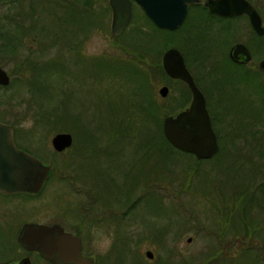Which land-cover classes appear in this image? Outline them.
<instances>
[{"label": "rangeland", "instance_id": "rangeland-1", "mask_svg": "<svg viewBox=\"0 0 264 264\" xmlns=\"http://www.w3.org/2000/svg\"><path fill=\"white\" fill-rule=\"evenodd\" d=\"M251 1L264 15V0ZM85 3L86 0H0V44L5 42L3 34L14 28L16 22L26 30L22 33V29H11L14 37H22L16 55H8L0 49V64L11 76L9 85L0 84V120L17 127L22 144L57 168L36 198L26 194H0V264L17 262L27 255L32 257L33 264H54L19 244L21 227L26 222L60 223L68 230L80 232L81 221L84 222L81 232L84 254L93 256L100 264H138V260L142 264H202L207 256L222 247L226 248V255L219 258L223 260L221 264H243V254L253 258V264H264V258L256 260L258 252L239 239L246 231L241 229L242 234H239L224 222L229 219L226 208L230 202H223V196L228 194L233 204V191L252 177L253 169L249 165L235 167L228 157L219 161L212 157L200 163L197 171L185 170L194 159L181 153L167 158V148L150 139L156 132L153 122L141 124V116L137 114L126 118L124 115L134 110L137 101L132 95L134 82L127 78L125 70L120 68L114 75L98 59L129 60L124 44L132 35L131 30L135 26L149 28V24L140 8L134 5L135 18L121 35L114 36L109 0H93L90 8ZM66 7L71 11L79 9L81 16H93L95 23L90 29L78 27L71 20L67 23L70 15L66 14ZM8 15L16 22H11ZM63 22L69 28V41L76 35V49L61 48H66L61 46L66 40L61 29ZM56 30L62 32L58 43L53 35ZM247 32V44L255 55L253 63L244 68L243 74L233 72L229 65L218 64L214 73L218 78L216 82L209 73L216 65L213 57L217 59L218 54L225 51L228 54L226 33L205 38L193 35L190 40L185 32L178 34L181 41L186 38L180 50L199 76L198 84L207 96L209 111L216 117L222 132V146H229L230 152L236 149L232 131H237L234 127L239 117L248 106L257 107L262 103L255 84L259 82L264 86V73L259 69V62L264 59V39L259 45L251 27ZM238 39L234 36L233 41ZM194 41L200 47L206 45L204 50H197L202 58L194 53ZM214 45H217L216 50H210ZM204 51L210 54L208 60ZM59 56L61 60H57ZM46 61L49 62L42 69V76L36 79V65L31 69L29 64ZM247 76H252L251 82ZM230 80L234 82L230 84ZM153 82V92L157 93L159 101L165 99L159 93L164 85L170 87L166 98L180 95L182 87L168 84L163 76ZM37 83L44 88L47 97L40 93L42 90ZM36 86L40 88L38 93L34 91ZM139 93L143 95L141 90ZM60 100L63 104L57 109ZM53 112L56 116L65 112L70 119L44 125L47 122L43 119L54 118ZM123 117L124 123H119ZM229 122L233 124L231 129ZM63 126L70 130H62ZM61 132L71 133L74 143L58 152L52 146V139ZM234 141L244 150L245 161L240 160L238 164L255 162L252 165L264 169L263 158L255 156L253 162L249 161L246 140ZM159 151L164 155L157 156ZM82 188L93 190L96 197L89 198L80 190ZM125 194H128L126 198ZM261 209L264 210L263 207L258 210ZM261 214L263 227L264 212ZM262 235L263 238L264 233ZM262 238H253V242H258L255 248L259 251ZM123 240L129 242L132 249L128 244L124 246ZM249 246V252L243 253ZM147 250L154 252L153 259L146 257ZM225 260L228 261L225 263Z\"/></svg>", "mask_w": 264, "mask_h": 264}, {"label": "water", "instance_id": "water-1", "mask_svg": "<svg viewBox=\"0 0 264 264\" xmlns=\"http://www.w3.org/2000/svg\"><path fill=\"white\" fill-rule=\"evenodd\" d=\"M133 1L137 2L148 17L160 28L174 30L179 28L187 15L190 3L197 0H110L113 9L112 33L119 36L133 17ZM211 10L221 15L248 14L255 31L264 35V25L259 11L249 0H208ZM234 59L251 61L252 54L245 44L234 47ZM163 68L168 76L184 81L192 92L188 108L175 115H168L163 121V132L168 141L177 149L191 153L197 159H209L219 151L218 135L214 129L207 101L189 71L185 58L176 47L168 48L162 57ZM264 70V59L259 63ZM11 76L0 65V84L9 85ZM166 98L170 87L164 85L159 91ZM74 137L69 132L57 133L52 139L53 148L62 152L72 146ZM53 165L44 163L34 155L19 149L14 139L11 125L0 122V191L6 194L23 192L39 193ZM191 241V239H189ZM19 244L28 252L36 251L54 264H96L93 256L83 254V240L65 230L60 224L25 223L18 235ZM146 256L153 259L152 250ZM8 264H33L30 255Z\"/></svg>", "mask_w": 264, "mask_h": 264}, {"label": "trees", "instance_id": "trees-1", "mask_svg": "<svg viewBox=\"0 0 264 264\" xmlns=\"http://www.w3.org/2000/svg\"><path fill=\"white\" fill-rule=\"evenodd\" d=\"M85 4L88 6V8H90L93 5V0H86ZM60 5L62 7L65 6L64 4H60ZM32 7L34 9V5H32ZM141 13L147 20L149 24L148 26L149 28H146L145 26H135L131 30L132 35L128 38V41L126 42V44H124L126 51L129 53L130 59L124 60V61L119 57L117 58L102 57L100 59L98 58L97 59L100 60L102 64H104L105 69L111 70V72H113L114 75H117L120 68L125 70L127 78L134 82V89H133L132 95L133 97L137 99V101H136V104L133 105L134 110L128 114H125L124 116L127 118L129 115V118H133L137 114L141 116L140 118L141 124H145L146 122H153L155 124L154 129L156 132H154L153 135L150 136V139L152 141L155 140L156 142L161 144V146H165L167 148L165 150V153H166L165 155H167V158L168 156H172L173 153L188 154L189 156H191V158L194 159L195 162L193 164L187 165L185 167V170L187 168L189 169V171H195L196 169L199 170L197 166L200 163L208 161L210 159L199 160L193 154L185 153L175 148L168 141V139L166 138L163 132L164 118L168 115L176 114L180 110L186 108L192 97V93L188 85L181 80L170 78L165 72L163 68V64H162L163 53L170 47H177L180 49L182 47L181 43L186 41V38L184 39V41H181L179 39L180 36H178L179 33L177 31L160 28L145 13L143 12ZM66 14L70 15L67 23L71 20L70 22L77 24L78 27L90 29L95 23V20H93V16L87 15V14L86 16H81L80 15L81 11L79 9L78 10L74 9L73 11H71L69 8L66 7ZM8 19L11 22H16L15 18L10 17L9 15H8ZM67 23L63 22L62 28H61L64 34L66 35L65 43L62 44L61 46H66V48H63V47L61 48L67 49V50H73L74 48L76 49L78 47V45H76V42H75L76 35H74L70 39L71 41H69V39L67 38L69 34V28L68 26H66ZM14 26H15L14 28H11L12 30L17 28L19 30L22 29V33L26 31L24 29V25L20 24V22H16V25ZM11 29L7 32V34L5 33L3 34L5 38V42L0 44V49L3 52L7 53L8 55L13 56V55H16V52L18 51V49L20 48L22 44V37L20 36L14 37L15 34L12 33ZM60 32L61 30H56L53 34L55 36L54 39L57 43L59 39L61 38ZM256 37L258 39V44L259 45L260 43L262 44L264 37L257 36V35ZM188 40H190V36ZM251 50L253 51L252 48ZM63 52L64 51H62V53ZM78 57L80 58V60H82L81 56H78ZM57 60H61L60 56L59 58H57ZM49 61L41 62L39 64H29L28 63L29 68L31 69H33V67L31 66L36 65V69L38 70V72H36L37 74L36 79L37 78L39 79L42 76V69L45 68V66H47ZM160 76H163L164 78H166L167 83L171 84L172 86H174L173 84L180 85L182 87L179 90L180 95H178L177 97L170 95L168 98H165L159 101V97L156 95L157 93L153 92L154 91L153 81H155L156 78ZM251 77L252 76L248 77L249 82L252 81ZM37 85L41 88L42 92H40V88L37 86L34 88V91L36 93L40 92L44 97H47L46 94L44 93V88H42V86H40L38 83ZM255 85H256L255 91L257 94L261 95L262 103L260 106H257V107H254L253 105L248 106L247 111L239 117L238 125H235L234 127L236 128L237 131H232L233 132V138H232L233 145L236 148L234 151L230 152L229 146L228 148H225V146L224 147L222 146L223 138H222L221 129L218 128V125L216 122L217 119L213 115H212V120H213V126L218 134L219 143L221 141L220 151L214 156V159L219 161L223 157H228V158H231V162L235 167H243L245 165H249L253 169L252 177L247 179L245 184H243L241 188L237 189L236 191H233V193H235L233 204L231 203L228 197V194H227V197L223 196V200H224L223 202H225V200L230 202L229 203L230 206H227L226 208L227 209L226 213H228V215L226 214V217L229 216V219H228V222L226 219H224V222L228 223V225H231V227H234L235 230L239 234H242L241 229L242 231L244 230L246 231V234H243V236L245 237L241 236V238L243 237L245 238V240H243V238L242 239L239 238V239L242 240V242H245L247 246L250 244L251 248L255 249L258 252L256 260H260V258L261 259L264 258L263 256L264 252L262 251L264 249V242H263L264 237L262 238L263 236L262 233H264V226L262 227V222L260 221L261 215H262L261 213H263L264 210L262 209L258 210V209L259 207L264 208V169L261 170L260 165H255V166L252 165L255 162L254 163L244 162L245 161L244 156H243L244 150L240 149L237 146L236 142L234 141L240 138L246 140L248 144L247 147L249 148L248 159L250 162H253V158L255 156H258V158L260 159L261 158L264 159V153H262V150H264V86H261L259 82H257ZM140 90L143 92V95L139 93ZM62 104H63L62 100H60L57 104V107H58L57 109H60ZM54 109L56 110V108ZM137 110L139 111L137 112ZM53 115L55 119L53 117L48 118L49 116H47L45 119H43L47 123H43V124L46 125L48 123L50 124L54 123V120L57 121L54 124H60L70 119V117L67 116L65 112H63L61 116H56L55 112H53ZM119 123H124V117L121 122L119 121ZM229 124L231 123L229 122ZM66 128L68 127L63 126L62 130H66ZM231 128H233V124H231L230 129ZM68 129L70 130V128ZM256 145L258 146V148L256 147ZM150 148L153 149L155 147H150ZM221 152L225 154L227 153V154L226 155L224 154V156H221L220 154ZM162 154L163 153L159 151L157 153V156L160 155L161 157L164 155ZM240 160H244L243 164L242 163L238 164ZM235 167H232V168L236 170ZM220 189L221 188H219L218 190L220 191ZM222 193L223 195H225L223 191ZM0 194L5 195V196H13V195L3 194L1 192ZM127 195L128 194H125L124 197L126 198ZM129 197L130 196H128V198ZM223 236L224 235H220V237H223ZM254 237L262 238L263 241L261 244H259L261 251L255 248L256 243L258 244V242H253ZM122 244L126 246L127 244L129 245V242L123 240ZM250 246L247 249H245L243 253H248L250 250L249 249ZM123 251L126 252L127 249L125 248L123 249ZM225 252H226V248L224 247L218 248L217 250H215V252L207 256L204 259L202 264H211L213 261H217L218 264H221V261L223 260L219 258L223 254H225ZM131 254L133 255V250L131 251ZM253 260H254L253 258L245 257L244 254L242 255L241 261L243 264H253ZM227 261L228 260H225V263ZM97 264H100V263L97 261ZM138 264H142L141 261L138 260ZM173 264H187V263H180V262L175 263L174 262Z\"/></svg>", "mask_w": 264, "mask_h": 264}, {"label": "flooded vegetation", "instance_id": "flooded-vegetation-1", "mask_svg": "<svg viewBox=\"0 0 264 264\" xmlns=\"http://www.w3.org/2000/svg\"><path fill=\"white\" fill-rule=\"evenodd\" d=\"M207 1L208 0H197L195 2L190 3L189 6H188V11H187L186 18H185L183 24L179 28L174 29L172 31H177L178 33L185 32L190 37H193V35H196V36L198 35L200 37L202 36L203 38L208 37V36H216V35H213L215 33L222 34V35L226 33L225 36L229 37V42H228V39L226 38V41L228 42L226 48L229 47L228 54H225L226 53V51H225L222 54L219 53L218 56H217V59H216V57H213L214 60H215V62L213 64L214 65L216 64V65L213 66V67H211L210 73H209V75L212 76V80L214 82H216V80H218V78L214 76V73L217 72L216 67L218 66V64H220V65L221 64L229 65V68L233 72L235 70L236 73L243 74L244 71L246 70L244 68L247 65H250V64L253 63V60H254V56L255 55L252 52L250 46L247 44L248 43L247 42L248 38L246 36V35H248L247 34L248 33L247 30L249 29V27H251L252 32L255 33L257 36L264 37V35H260V34H258L255 31V29L253 28V26L251 24L250 17H249L248 14L244 13V14H239V15H221V14H218V13L212 11L211 8H210V6L207 5ZM249 1L253 4V2L251 0H249ZM109 5H110V0H109ZM134 5L138 6L141 9V12L145 13L144 10L141 8V6H139L137 2L133 1V4H132L133 17H132V20L134 18V12H135V8H134L135 6ZM254 7L259 11V13H260V15L262 17V20H263V25H264V15H263L262 11L256 5H254ZM110 8H111L112 14H113V9H112L111 5H110ZM126 28H125V30H126ZM111 30H112V28H111ZM234 36L236 37V39L239 38L238 41H236V42L233 41L234 40ZM253 36H255V35H253ZM232 42H233V44H231ZM238 44H245L250 49V52L252 54L251 61L243 62V61H241L242 57H241V59H238V60L237 59H234V57L232 55V52H233L234 47L236 45H238ZM193 45L194 46H192V47H193L194 53H196V54H197L198 48H202L204 50L205 49L204 47L206 46L205 45L204 47H200V44L197 45L195 43V41L193 42ZM220 46L223 47L224 44L221 43ZM216 48H217V45H214L212 48H210V50H212V49L213 50H216ZM223 51H224V49H223ZM204 52H205L204 55H205V57L207 56V60H208L209 57H210V54L208 52H206V51H204ZM181 53L183 54L182 51H181ZM206 53H207V55H206ZM183 56H184V54H183ZM198 57L199 58H202L199 55L197 56V58ZM184 58H185V56H184ZM185 61H186V65H187L189 71L191 72V74L194 77V80L198 84L200 82L199 76L194 73V71L192 69L193 67L191 66L190 61L187 60L186 58H185ZM259 69H260V67H259ZM260 70H261L262 73H264V70H262V69H260ZM232 82H234V80H230V84ZM198 86L200 87L199 84H198ZM205 97H206V100H207L206 94H205ZM207 107H208V102H207ZM228 109L229 108L227 107V110ZM210 114L212 115L211 111H210ZM0 122L7 123V122H4L3 120H0ZM13 128H14V139H15V143H16L17 147L19 149L23 150V151H26V152H28V153H30V154L38 157V155H36L35 152L30 151L19 140V134H18L19 131H18V128L15 127V126H13ZM46 183L48 184V182H46ZM47 184H45L44 188H46ZM44 188L42 189V191L44 190ZM80 190L82 192H84L89 198H91V197H94L95 198L96 197L95 196V193L93 192V190H91L89 188H82ZM23 194L31 195L34 198H36V195L38 196L41 193L40 194H36V193H23ZM85 203H87V202H85ZM82 207H84V203H82ZM110 208H112V207H110ZM26 223H30V222H26ZM35 223H38V222H35ZM54 224H60V223H54ZM54 224H52V225H54ZM60 225H62V224H60ZM83 225H84V222L82 223V221H81V223L79 225V230H81L80 232L79 231L78 232H75V231H72V230H68L64 225H62V226L65 228L66 231L71 232V233H73V234H75L77 236H80L82 238V240H83V236L81 235L82 226ZM83 244H84V240H83ZM33 252L37 253L41 257L40 253H38L36 251H33ZM83 254H84V251H83Z\"/></svg>", "mask_w": 264, "mask_h": 264}]
</instances>
